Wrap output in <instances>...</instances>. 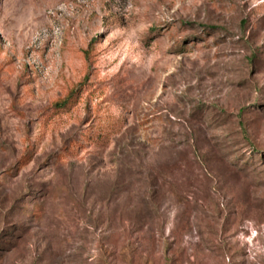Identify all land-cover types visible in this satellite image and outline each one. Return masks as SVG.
I'll list each match as a JSON object with an SVG mask.
<instances>
[{"label": "rangeland", "instance_id": "obj_1", "mask_svg": "<svg viewBox=\"0 0 264 264\" xmlns=\"http://www.w3.org/2000/svg\"><path fill=\"white\" fill-rule=\"evenodd\" d=\"M0 264H264V0H0Z\"/></svg>", "mask_w": 264, "mask_h": 264}, {"label": "trees", "instance_id": "obj_2", "mask_svg": "<svg viewBox=\"0 0 264 264\" xmlns=\"http://www.w3.org/2000/svg\"><path fill=\"white\" fill-rule=\"evenodd\" d=\"M65 105V101H58L55 103V106L56 107H61V106H64Z\"/></svg>", "mask_w": 264, "mask_h": 264}]
</instances>
